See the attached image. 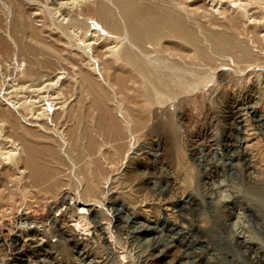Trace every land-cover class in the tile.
I'll list each match as a JSON object with an SVG mask.
<instances>
[{
	"label": "rangeland",
	"instance_id": "rangeland-1",
	"mask_svg": "<svg viewBox=\"0 0 264 264\" xmlns=\"http://www.w3.org/2000/svg\"><path fill=\"white\" fill-rule=\"evenodd\" d=\"M60 1L0 0V264H264V0H131L180 12L203 49L200 55L177 37L168 40L176 43L169 45L172 50L161 51L158 43L147 62L155 60L175 86L154 102L142 100L136 82L143 77L137 71L113 64L115 78H100L109 38L91 34L101 33L97 23L106 25L98 14L79 15L72 4L57 12ZM100 1L121 26L119 32L108 29L109 36L127 44L125 19L115 0L80 4L96 8ZM214 34H224L233 47L216 48ZM86 40L92 44L85 45ZM180 45L191 47L180 50ZM118 75L125 78L124 86L115 82ZM37 77L47 86L40 94L32 88L41 87L35 86ZM40 95L47 96L40 101ZM9 118L20 128L12 130ZM10 134L16 146L27 137L42 151L37 159L48 174L39 184L29 179L27 153L19 147L20 154H12ZM77 199L87 203L82 213L74 205ZM32 217L41 225L29 224Z\"/></svg>",
	"mask_w": 264,
	"mask_h": 264
},
{
	"label": "bare ground",
	"instance_id": "bare-ground-1",
	"mask_svg": "<svg viewBox=\"0 0 264 264\" xmlns=\"http://www.w3.org/2000/svg\"><path fill=\"white\" fill-rule=\"evenodd\" d=\"M19 1V0H18ZM32 1V3H33V0H31ZM85 1L86 0H78V1H71V0H62V1H60L59 3H60V5L61 6H58L57 7V12H59V10H61L62 8H64L65 6H67V5H70V4H72L73 6H77V13L79 14V15H86V16H88V15H90V14H98L99 15V17L101 18H99L106 26V28H104V26H101L100 25V23H97L98 25H99V27H97V28H101L100 30H102L101 31V33H99L98 31H100V30H97V32L98 33H96V30H95V33L94 34H91V35H93V36H96L97 34H100L101 36H102V39L103 38H105V36H106V34L108 35V37L107 38H109L107 41H106V45L104 46L106 49L103 51V55H104V57H103V55H102V57H103V60H105L106 59V68H105V70H99L98 71V73L97 74H99V76H100V78L102 77V80L104 81V82H106V81H108V79H110V78H108V76L110 75V72L112 71V70H114L113 69V64H114V67L116 66L117 68L116 69H123V70H125L126 72H134V71H137L138 72V74H140L141 76H139V77H143V80L141 81L140 80V82H136V83H138L139 85H137V86H139V90H140V96H141V98H142V100L144 101V102H147V101H150V102H154V101H158V100H160V97L158 96V94H160V93H162V92H168L169 93V91H172L173 89H174V86H175V84H174V81L172 80V79H170V77H168L167 78V76H164V74H162L161 73V71H160V67H159V65H158V63H156L155 62V60L154 61H150V62H147V57L149 58V55L151 54V53H153L152 51L154 50H157V45H158V43H162V45H161V49L160 48H158V49H160L161 51H163V49L164 50H172V48H174V47H171L172 45L174 46L176 43L174 42H170V44H167V43H169L168 42V40H170V39H172V38H178V39H180L181 41H182V43L183 42H185L186 43V46L188 45L187 43H189L190 45H192L196 50H197V52L198 53H200V55H201V53L203 54V49H201V45H200V43H199V36L197 37L195 34H197L196 32H195V34H194V32H193V28H191L187 23H184V20H183V18H182V15H180L179 13H176L175 11H173V10H168V9H165V8H162V7H159V6H150V7H144V6H140V5H136L135 3H133L131 0H115V2H116V4H118V6L120 7V9H121V11H122V13H123V16H124V19H125V24L123 25V26H125L126 27V29H124V30H126V32H127V36L129 37V42H128V40H127V38L125 37V39L127 40V44H122V40L121 39H117L115 36H109V34H112V33H110L109 31H108V29H111V31L112 32H119L120 31V24H119V22L117 21V19H116V17H115V15H114V13L110 10V8L109 7H107V5L104 3V2H102V1H100V2H98V4H97V6H96V8H91L90 6H91V4H89L88 2V4H89V7L88 8H83V4H80L81 2H83V3H85ZM95 1V0H94ZM109 1V0H108ZM24 2H25V0H24ZM16 3V2H15ZM23 3V2H22ZM29 3V2H28ZM95 3V2H94ZM48 4V3H47ZM87 4V5H88ZM96 4V3H95ZM50 5V4H49ZM58 5V4H57ZM216 6V5H215ZM85 7V6H84ZM216 8V7H215ZM51 9V8H50ZM117 9V8H116ZM64 10V9H63ZM62 10V11H63ZM119 11V10H118ZM56 13V12H55ZM64 13V12H63ZM33 14V13H32ZM36 14V13H35ZM58 14V13H57ZM67 14V13H66ZM50 16V15H49ZM95 16V15H94ZM97 16V15H96ZM183 16H184V14H183ZM34 17H36V15L34 16ZM62 17V16H61ZM77 17V16H76ZM85 17V16H84ZM83 17V18H84ZM89 17V16H88ZM93 17V16H92ZM38 18V17H37ZM87 18V17H86ZM85 18V19H86ZM62 19H66V17H62ZM88 19V18H87ZM91 19V18H90ZM93 19H95V18H93ZM78 20V19H77ZM97 20V19H96ZM99 20V21H100ZM45 21V20H44ZM75 21V20H74ZM34 22V21H33ZM32 22V23H33ZM35 22H36V20H35ZM73 22V21H72ZM94 22H97V21H94ZM124 23V22H123ZM35 24V23H34ZM63 24V23H62ZM38 25V24H37ZM42 25H44V24H41V27H42ZM68 25V24H67ZM19 26V25H18ZM18 26H17V28H18ZM69 26V25H68ZM20 27V26H19ZM35 27V26H34ZM33 26H32V28L33 29H36V30H38L37 28H34ZM48 27V26H47ZM67 27V26H66ZM71 27V26H70ZM40 28V27H39ZM58 28V27H57ZM75 28V27H74ZM79 28V27H78ZM95 29H96V27H94ZM195 28V27H194ZM59 29V28H58ZM65 29V28H64ZM123 29V28H122ZM196 29V28H195ZM42 30V29H41ZM198 30H200V29H198ZM208 30V29H207ZM18 31H19V29H18ZM58 31V30H57ZM67 31V30H66ZM70 31H71V29H70ZM206 31V30H205ZM209 31H212V30H209ZM214 31V30H213ZM91 32V31H90ZM90 32H89V34H90ZM94 32V31H93ZM199 32V31H198ZM42 33V32H41ZM55 33H57V32H55ZM88 32H86V34L84 35L85 37L88 35L87 34ZM92 33V32H91ZM123 33H125V31L123 32ZM211 33V32H210ZM222 33V32H221ZM17 34V33H16ZM39 34V33H38ZM43 34V33H42ZM45 34V33H44ZM48 34V33H47ZM230 34V33H229ZM35 35V34H34ZM50 35H52V34H50ZM60 35H62V34H59V36ZM89 36L88 35V37H90L91 39H94L93 38V36ZM99 35V36H100ZM115 35V34H114ZM206 35V34H205ZM37 36V35H36ZM41 35H39V37H40ZM58 36V37H59ZM98 36V37H99ZM117 36V35H116ZM125 36V35H124ZM123 36V37H124ZM38 37V38H39ZM42 37V36H41ZM53 37H55L54 35H53ZM64 37V36H63ZM118 37V36H117ZM120 37V36H119ZM123 37H121L122 39H123ZM172 37V38H171ZM37 38V37H36ZM51 38V37H50ZM73 38H74V36H73ZM82 38V37H81ZM211 40H212V44H214L215 46H216V48H224V50H226L227 49V47H229V49H231L230 47L232 46L231 44H230V42H229V40H228V37H226V36H224V34L221 36V35H217V34H214V35H211ZM41 39V38H40ZM65 39V38H64ZM71 39V38H70ZM99 39H100V37H99ZM101 39V40H102ZM115 39V40H114ZM177 39V40H178ZM208 39V38H207ZM2 40V39H1ZM15 40V39H14ZM39 40V39H38ZM56 40V39H55ZM59 40V39H58ZM97 39H95V41H96ZM106 40V39H105ZM208 40H210V39H208ZM42 41V40H41ZM44 41V40H43ZM63 41V40H62ZM66 41V40H65ZM70 41V40H69ZM79 41H80V38H79ZM179 41V40H178ZM1 42V41H0ZM3 42V41H2ZM1 42V43H2ZM40 42V41H39ZM56 42V41H55ZM54 42V43H55ZM81 42L83 43L84 41H82L81 40ZM86 42H88L87 40H86ZM92 42V41H91ZM90 41L88 42V44H85V45H89V44H92ZM98 42V41H97ZM100 42H102V41H99V43ZM202 42V41H201ZM64 43V42H63ZM65 43H67V42H65ZM99 43L97 44V45H99ZM172 43V44H171ZM181 43V44H182ZM204 43V42H203ZM225 43V45H226V47L223 45V44ZM40 44H42V43H40ZM45 44V43H44ZM43 44V45H44ZM59 44V43H58ZM101 44V43H100ZM104 44V43H103ZM179 44H180V42H179ZM236 44V43H235ZM52 45H53V43H52ZM65 45V44H64ZM63 44H62V46H64ZM67 45V44H66ZM65 45V46H66ZM78 45V44H77ZM169 45H171V46H169ZM2 46V45H1ZM8 46V45H7ZM7 46H5V48L7 47ZM31 46H32V44H31ZM42 46V45H41ZM45 46V45H44ZM46 46H48V45H46ZM80 46V45H79ZM79 46L77 47L78 49H79ZM177 46V45H176ZM24 47V46H23ZM43 47V46H42ZM101 47V46H100ZM191 47V46H190ZM190 47H188V48H190ZM233 47V46H232ZM235 47H237V46H235ZM48 48H49V46H48ZM54 49H57V47L55 48V47H53ZM65 48V47H64ZM72 49H73V47H71ZM89 48H90V46H89ZM93 48V47H92ZM178 48H180V50L183 48V50H185V48L186 49H188L187 47H185V46H182V45H180V47H178ZM178 48H177V50H174V51H176L177 53L179 52V50H178ZM226 48V49H225ZM245 48H246V46H245ZM23 49V48H22ZM25 49H27V48H25ZM59 49V48H58ZM75 49V48H74ZM74 49L72 50V51H74ZM80 49H82V53H83V48H80ZM87 49V48H86ZM138 49V51H140V53H138V52H136V50ZM175 49V48H174ZM233 50H234V48H232ZM247 49V48H246ZM7 50V49H6ZM67 50V49H66ZM93 50L95 51V49L93 48ZM2 51H3V47H2ZM36 51V50H35ZM39 51V50H38ZM41 51H43V50H41ZM55 51V50H54ZM69 51V49L67 50V52ZM87 51V50H86ZM85 51V52H86ZM228 51V50H227ZM231 52H232V50H230ZM251 51V50H250ZM37 52V51H36ZM59 52H60V49H59ZM62 53H64L63 51H61ZM88 52V51H87ZM89 52H90V50H89ZM165 52H167V51H165ZM187 52H189V51H187ZM190 52H191V50H190ZM196 52V51H195ZM229 52V51H228ZM245 52V51H244ZM247 52V51H246ZM29 53V52H28ZM32 53V52H31ZM44 53V52H43ZM57 53H58V51H57ZM62 53H60V54H62ZM66 53V52H65ZM119 53V54H118ZM164 53V52H163ZM177 53H175V55H177ZM225 53V52H224ZM248 53V52H247ZM247 53H245V54H247ZM33 54V53H32ZM37 54V53H36ZM76 54V53H75ZM85 54H87V53H85ZM250 54V53H249ZM73 55H74V53H73ZM92 56H94L95 54H91ZM154 55V54H153ZM170 55V54H169ZM179 55V54H178ZM232 55V54H231ZM31 56V55H30ZM62 56V55H61ZM89 56V55H88ZM44 57H46V56H44ZM55 57V56H54ZM62 57H64V56H62ZM71 57V56H70ZM75 57V56H74ZM80 57V56H79ZM78 57V58H79ZM95 57V56H94ZM93 57V58H94ZM97 57V56H96ZM99 57V56H98ZM181 57V56H180ZM33 58V57H32ZM48 58V57H47ZM46 58V59H47ZM57 58V57H56ZM61 58V57H60ZM90 58V57H89ZM175 58H177V56L175 57ZM185 58V57H184ZM189 58H191V57H189ZM203 58V57H202ZM49 59V58H48ZM62 59V58H61ZM80 59H81V57H80ZM88 59V58H87ZM96 59V58H95ZM188 59V58H187ZM195 59V58H194ZM121 60V61H120ZM177 60V59H176ZM181 60V59H180ZM196 60V59H195ZM49 61H50V59H49ZM95 61V60H94ZM157 61V60H156ZM201 61V60H200ZM44 62H46V61H44ZM89 62H90V60H89ZM122 62V63H121ZM158 62V61H157ZM64 63V62H63ZM84 63V62H83ZM86 63V62H85ZM116 63H118V64H116ZM74 64V63H73ZM100 64H101V62H100ZM103 64V63H102ZM41 64H39L38 66H40ZM46 65H48L47 63H46ZM96 65V64H95ZM95 65H93V66H95ZM99 65V64H98ZM97 65V66H98ZM43 66V65H42ZM29 67V66H28ZM45 67V66H44ZM77 67V66H76ZM84 67H85V65H84ZM163 67V66H162ZM81 68V67H80ZM89 69H90V66L88 67ZM100 68H103L102 66L100 67ZM32 69V68H31ZM30 69V70H31ZM162 69H165V68H162ZM34 70V69H33ZM37 70H38V68H37ZM37 70H36V72H37ZM79 70V69H78ZM166 70V69H165ZM39 71V70H38ZM125 71H124V73H125ZM171 71V70H170ZM40 72V71H39ZM38 72V73H39ZM88 72V71H87ZM87 72H86V74H87ZM90 72H92V71H90ZM97 72V71H96ZM43 73V72H42ZM41 73V74H42ZM64 73V72H63ZM95 73V72H94ZM34 74V73H33ZM46 74V73H45ZM49 74V73H48ZM80 74H82V73H80ZM92 74V73H91ZM96 74V73H95ZM112 74H113V77H114V71L112 72ZM112 74L110 75V76H112ZM133 74V73H132ZM135 74V73H134ZM176 74V73H175ZM88 75H90V74H88ZM94 75V74H93ZM125 75V74H124ZM123 75V76H124ZM83 76V75H82ZM87 76V75H86ZM127 76V75H126ZM126 76H124V77H126ZM133 76V75H132ZM137 76V75H136ZM175 77H176V75H174ZM49 77V76H48ZM59 77V76H58ZM129 77V76H128ZM138 77V76H137ZM60 78V77H59ZM93 78V77H92ZM108 78V79H107ZM115 78V77H114ZM114 78H113V80H114ZM127 78V77H126ZM136 78V77H135ZM134 78V79H135ZM36 79V78H35ZM47 79V78H46ZM90 79V78H89ZM95 79V78H94ZM131 79V78H130ZM138 79V78H137ZM137 79H135V80H137ZM34 80V79H33ZM37 80H38V77H37ZM37 80H35V82L37 81ZM40 80V79H39ZM38 80V81H39ZM43 80V79H42ZM116 81V83L117 84H120V85H122V86H124L125 84V82H126V80H125V78H123L122 77V75H118L117 77H116V79H115ZM133 80V79H132ZM178 80V79H177ZM45 80H43V82H44ZM35 82H33L34 84H35ZM92 82H93V80H92ZM95 82H96V80H95ZM114 82V81H113ZM115 82H114V84H115ZM37 84H35V86H37V85H41V80H40V82H36ZM46 83V82H45ZM44 83V84H45ZM48 83H50V86L53 84H51V82H49L48 81ZM99 83V82H98ZM112 83V82H111ZM127 83H128V81H127ZM129 83H130V80H129ZM87 84H89V83H87ZM102 84V83H101ZM107 84V83H106ZM117 84H115V85H117ZM124 84V85H123ZM32 85V84H31ZM43 85V84H42ZM41 85V87H32V88H34V91H37V92H39V94H40V92L45 88V87H47L46 85H45V87H44V85L42 86ZM114 85V86H115ZM25 86V85H24ZM89 86V85H88ZM101 87H102V85H100ZM129 86H131L130 84H129ZM29 87V88H28ZM91 87V86H90ZM104 87V86H103ZM117 87H118V85H117ZM132 87V86H131ZM27 88L30 90L31 88H30V86H28L27 85ZM49 88V87H48ZM92 88H94V87H92ZM123 88H125V87H123ZM122 88V89H123ZM25 89V88H24ZM49 89H52L53 90V88L51 87V88H49ZM137 89H138V87H137ZM3 90V89H2ZM28 90V91H29ZM46 90V89H45ZM45 90H43V91H45ZM51 90V91H52ZM31 91H32V89H31ZM181 91V90H180ZM3 92V91H2ZM1 92V94H3ZM46 92H48V91H46ZM53 92V91H52ZM177 92V91H176ZM7 93V92H6ZM9 93V92H8ZM27 93V92H26ZM31 93H33V91L31 92ZM30 93V94H31ZM35 93V92H34ZM45 93V92H44ZM53 93H55V92H53ZM59 93V92H58ZM178 93V92H177ZM14 95V94H13ZM24 95H25V93H24ZM33 95V94H32ZM32 95H28V96H26V99L28 100V98H30V97H32ZM37 95V94H36ZM16 96V95H15ZM18 96H19V94H18ZM35 96V95H34ZM33 96V97H34ZM47 95H40L39 96V98L41 99L40 101H43V98L44 97H46ZM57 96V95H56ZM55 96V97H56ZM17 97V96H16ZM50 97V96H49ZM48 97V98H49ZM13 98V97H12ZM19 98V97H18ZM21 98V97H20ZM23 98H24V96H23ZM38 98V97H37ZM47 98V99H48ZM51 98V97H50ZM49 98V99H50ZM2 99V98H1ZM7 99V98H6ZM11 99V98H10ZM10 99H8L7 101H10ZM14 99V98H13ZM25 99V98H24ZM26 99H25V101H26ZM31 99V98H30ZM48 99V100H49ZM52 99V98H51ZM50 99V100H51ZM55 99V98H54ZM57 99L59 100L60 98H58L57 97ZM140 99V98H139ZM39 100V99H38ZM38 100H33L34 102H38ZM49 100V101H50ZM4 101V100H3ZM11 101H13V100H11ZM11 101L9 102V103H11ZM18 101V100H17ZM22 101V100H21ZM28 101H30V100H28ZM49 101H47V102H49ZM53 101V100H52ZM24 102V101H23ZM33 102V103H34ZM51 102V101H50ZM56 102V101H55ZM1 103V102H0ZM7 103V102H6ZM5 103V104H6ZM14 103H15V101H14ZM17 104L16 105H18L17 106V108H19V106H22L23 107V105H24V103H23V105H21L22 103H20V105L18 104V102H16ZM26 104H28L27 102H25ZM42 103H44V102H42ZM51 104V103H50ZM147 104V103H146ZM34 105V104H33ZM33 105H32V108H33ZM39 105V104H38ZM42 105V104H41ZM45 105V104H44ZM55 105V104H54ZM53 105V106H54ZM145 105V104H144ZM0 106H2L3 107V104L2 105H0ZM15 106V105H14ZM30 106H31V104H30ZM35 107H37L36 105H34ZM50 106H52V105H50ZM146 106V105H145ZM5 107V106H4ZM29 107V106H28ZM46 107V106H45ZM61 107V106H60ZM17 108H15V109H17ZM24 108H25V106H24ZM23 108V110H25ZM29 108H31V107H29ZM32 108H31V110H32ZM39 108V107H38ZM37 108V109H38ZM7 109V108H6ZM13 109V108H12ZM28 109V108H27ZM40 109V108H39ZM4 110V109H3ZM8 111H9V109H7ZM19 110H21V109H19ZM23 110L21 111L22 113H24L23 112ZM30 110V109H29ZM43 110V109H42ZM41 110V111H42ZM12 111V110H11ZM34 110H32L31 112H33ZM37 111V110H36ZM46 111V110H45ZM10 112V111H9ZM13 112V111H12ZM26 112H28V110L26 111ZM35 112V111H34ZM40 112V111H39ZM39 112H37V113H39ZM5 113H6V111H5ZM5 113H2L4 116H6L5 115ZM14 114V113H13ZM13 114H11V115H13ZM17 114H19V113H17ZM28 114H29V112H28ZM40 114V113H39ZM44 114H45V112H44ZM44 114H43V116L42 115H39V116H41L40 118H42V117H44ZM47 114V113H46ZM11 115H10V117H11ZM15 115V114H14ZM26 115V114H25ZM32 115V114H31ZM29 116V115H28ZM27 116V117H28ZM33 116H36V115H33ZM14 117V116H13ZM22 117V116H21ZM26 117V118H27ZM15 118H18V116L16 117L15 116ZM15 118H9V124L11 123V128H12V130L13 129H18V128H20V123L18 122V121H16L15 120ZM20 118V117H19ZM25 118V117H24ZM48 118V117H47ZM32 119V118H31ZM33 119H36V118H34L33 117ZM39 119V118H38ZM46 119V118H45ZM3 120V119H2ZM21 120V119H20ZM19 120V121H20ZM37 120V119H36ZM6 121H7V119H6ZM23 121V120H22ZM41 121V120H40ZM46 121V120H45ZM30 122V121H29ZM37 122H39V120L37 121ZM47 122V121H46ZM45 122V123H46ZM1 123V122H0ZM6 123V122H5ZM5 123H4V125H5ZM28 123V122H27ZM26 123V124H27ZM44 123V122H43ZM56 123V122H55ZM54 123V124H55ZM58 123V122H57ZM56 123V124H57ZM39 124V123H38ZM68 124V123H67ZM102 125H103V123H101ZM113 124V123H112ZM112 124H111V126H112ZM115 124V123H114ZM48 125V127H49V124H46V126ZM101 125V126H102ZM107 125V124H106ZM27 126V125H26ZM25 126V127H26ZM30 127L32 126L31 124L29 125ZM40 126H41V128H43L42 127V124H40ZM40 126H38V127H40ZM45 126V125H44ZM56 126V125H55ZM62 126V125H61ZM104 126H105V124H104ZM103 126V127H104ZM114 126V125H113ZM112 126V127H113ZM3 127V126H2ZM2 127H0V128H2ZM6 127H7V125H6ZM28 127V126H27ZM30 127H28V128H30ZM32 127H35V125L34 126H32ZM31 127V128H32ZM102 127V128H103ZM107 127V129L109 128V125L108 126H106ZM116 127V126H115ZM118 127V126H117ZM119 128V127H118ZM117 128V129H118ZM8 130H9V128H7ZM6 129V130H7ZM25 129V128H24ZM36 129V128H35ZM35 129L33 130V131H35ZM113 130H114V127L112 128ZM11 130V129H10ZM9 130V132H11ZM31 130V129H30ZM42 130V129H41ZM45 130V129H44ZM104 130H106V129H104ZM123 130V129H122ZM3 131V130H2ZM2 131L0 132V134H3L2 133ZM29 131V130H28ZM32 131V132H33ZM46 131V130H45ZM108 131H109V129H108ZM107 131V132H108ZM120 131V130H119ZM4 132V131H3ZM14 132V131H13ZM27 132V131H26ZM36 132H38V130L36 129ZM44 132V131H43ZM43 132H40V133H43ZM46 132H48V131H46ZM12 133V132H11ZM53 133V132H52ZM113 133H115V131L113 132ZM112 133V134H113ZM123 133V132H122ZM6 134V133H5ZM17 134V133H16ZM21 134V133H20ZM25 134V133H24ZM31 134V133H30ZM39 134V133H38ZM47 134H49V133H47ZM56 133H54V135H55ZM73 134V133H72ZM111 134V135H112ZM124 134V133H123ZM35 135V134H34ZM114 135H117V134H114ZM1 136V135H0ZM14 136H17V135H15L14 134ZM39 136V135H38ZM37 136V138H39V137H41V136H45V135H42V134H40V136L38 137ZM46 136H50V135H46ZM45 136V137H46ZM7 137V136H6ZM10 137H11V134H10ZM18 137H19V139H20V136L18 135ZM17 137V138H18ZM24 137V136H23ZM35 137H36V135H35ZM52 137V136H51ZM2 138V137H1ZM16 137H14V139H15ZM32 138H34V137H32ZM6 139V138H5ZM8 139V138H7ZM52 139H54V137L52 138ZM60 139H62V138H60ZM11 140H12V137H11ZM18 140V139H17ZM0 141H1V139H0ZM8 141H10V138H9V140ZM7 141V142H8ZM13 141V143L10 145V143H9V146H11L12 147V151L14 152H12V154H17L18 155V153L20 154V150H19V147H20V149H22V151L25 153H27V156H26V154H24V156H26V163H25V165L27 166V168H28V170H29V173L28 172H26V173H28L29 174V176H30V178L29 177H27V178H29V179H33V181H34V183L36 184V182L35 181H37V183L39 184V182L38 181H40V180H42L43 179V177H45L44 175V173H47L46 172V170H45V165H42L38 160L39 159H37V157H39V156H41V153H42V151L40 150V149H38V147H36L35 145H34V143H32L33 141H30L29 140V138H27V137H24V138H22V142L20 141V143H22V146H16V144L17 143H15V141L14 140H12ZM19 141V140H18ZM17 141V142H18ZM3 142V141H2ZM1 142V143H2ZM6 142V143H7ZM243 142V141H242ZM47 143H49V142H47ZM3 144V143H2ZM5 144V143H4ZM36 144H38V145H40L39 143H36ZM43 145H44V143H42ZM8 145V144H7ZM18 145V144H17ZM45 145L46 146H48L49 144H46L45 143ZM50 145H51V142H50ZM67 145V144H66ZM41 146V145H40ZM54 146V145H53ZM2 147V146H1ZM10 147V148H11ZM44 147V146H43ZM49 147V146H48ZM52 147V146H51ZM9 148V147H8ZM47 148V147H46ZM53 148V147H52ZM1 149V148H0ZM43 149H45V148H43ZM54 149V148H53ZM75 149V148H74ZM4 150V149H3ZM3 150H1V151H3ZM8 150V149H7ZM19 150V151H18ZM46 150V149H45ZM50 150V149H49ZM48 150V151H49ZM77 150V149H76ZM245 150V149H244ZM0 151V152H1ZM55 151V150H54ZM9 152H10V150H9ZM52 153H53V151H51ZM4 153H6V150H5V152ZM4 153H3V155H4ZM44 153H45V151H44ZM50 153V152H49ZM51 153V154H52ZM10 154H11V152H10ZM46 154V153H45ZM55 155H56V153H54ZM93 154V153H92ZM6 155H9L8 153L6 154ZM21 155H22V153H21ZM20 155V156H21ZM47 155V154H46ZM53 155V154H52ZM51 155V156H52ZM88 155H89V153H88ZM5 156V155H4ZM3 156V157H4ZM15 156V158H16V155H14ZM14 156H12V157H14ZM48 156V155H47ZM46 156V157H47ZM90 156H91V154H90ZM44 157V156H43ZM79 157V156H78ZM15 158H13V159H15ZM1 159V158H0ZM3 160H4V158H2ZM2 159H1V161H2ZM6 159V158H5ZM8 159H9V157H8ZM44 159V158H43ZM47 159V158H46ZM11 160V159H10ZM16 160V159H15ZM79 160V159H78ZM8 160H6V162H7ZM17 161V160H16ZM42 161H44V160H42ZM12 162V161H11ZM18 162V161H17ZM25 162V161H24ZM44 162H46V161H44ZM93 162H94V160H93ZM1 163V162H0ZM21 163V162H20ZM96 163V162H95ZM7 164V163H6ZM22 164V163H21ZM24 164V163H23ZM44 164V163H43ZM12 165H14V164H12ZM48 165V164H47ZM47 165H46V168H47ZM1 166H2V163H1ZM0 166V167H1ZM14 166H16V165H14ZM50 166V165H49ZM92 166V165H91ZM96 166H98V164H96ZM3 168V167H2ZM25 168V167H24ZM84 168H85V166H84ZM90 168V167H89ZM99 168V167H98ZM8 169H9V167H8ZM19 169V168H18ZM48 169L49 170H51L52 169V171H54L55 169H53L52 167H51V169L48 167ZM47 169V170H48ZM88 169V168H87ZM93 169H94V167H93ZM1 170V169H0ZM27 170V169H26ZM27 170V171H28ZM85 170V169H84ZM81 171H82V173H84L83 172V169H81ZM95 171H97V170H94V172H93V174L94 173H97V172H95ZM14 172H16V171H14ZM23 172V171H22ZM87 172H89V171H87ZM20 173H21V170H20ZM26 173H25V176H27L26 175ZM85 173H86V170H85ZM14 174V173H13ZM18 175H19V173H17ZM48 174V173H47ZM46 174V175H47ZM52 174V173H51ZM81 174V173H80ZM88 174V173H87ZM0 175H1V173H0ZM21 175H22V173H21ZM85 175V174H84ZM89 175V174H88ZM95 176H96V174H94ZM23 176V175H22ZM9 177V176H8ZM19 177V176H18ZM17 177V178H18ZM84 177V176H83ZM86 177V176H85ZM84 177V181H87V179ZM88 177V176H87ZM4 178V177H3ZM2 178V179H3ZM22 178V177H21ZM21 178H20V180H21ZM46 178V177H45ZM96 178H98V176L96 177ZM5 179V178H4ZM6 179H7V177H6ZM9 179H10V177H9ZM89 179V178H88ZM99 179V178H98ZM23 180V179H22ZM28 180V179H27ZM46 180V179H45ZM95 180V179H94ZM12 181V180H11ZM24 181V180H23ZM22 181V182H23ZM31 181V180H30ZM43 181V180H42ZM90 181V180H89ZM88 181V182H89ZM2 182V181H1ZM17 182V181H16ZM29 183V181H26V182H24L25 184L26 183ZM12 183V182H11ZM18 183H21V182H18ZM95 183H98L97 181L95 182ZM1 185H2V183H0ZM43 184V183H42ZM54 184V183H53ZM56 184V183H55ZM84 184H86V182L84 183ZM91 184V183H90ZM9 185V184H8ZM27 185V184H26ZM52 185V184H51ZM14 186V185H13ZM30 186V185H29ZM37 186V185H36ZM92 186V185H91ZM90 186V187H91ZM16 187H18V186H16ZM80 187V186H79ZM89 187V188H90ZM10 188V187H9ZM13 188V187H12ZM50 188V187H49ZM52 188H53V186H52ZM55 188V187H54ZM82 188H83V185H82ZM84 188H86V187H84ZM20 189V188H19ZM48 189V188H47ZM13 190H16V189H13ZM50 190V189H49ZM78 190V189H77ZM81 190V189H80ZM86 190V189H85ZM4 191H5V189H4ZM79 191V190H78ZM77 191V192H78ZM83 191V190H82ZM9 192H10V190H9ZM3 193V192H2ZM1 194V193H0ZM10 194H11V192H10ZM80 194H82V193H80ZM1 197H3V195H1ZM6 197H9V196H6ZM16 197V196H15ZM14 197V198H15ZM67 197V196H66ZM66 197H61L62 198V203L64 202L65 203V201H66ZM81 197V196H80ZM17 199V198H16ZM81 199V198H80ZM80 199H77V200H75V204L74 205H76V206H78V207H76L78 210H79V212H81L82 213V211L85 209V205H87V203L84 201V203L82 204V203H79L78 201L80 200ZM1 200V199H0ZM82 200V199H81ZM59 201V200H58ZM12 202V201H11ZM11 202H9V203H11ZM14 202V201H13ZM12 202V203H13ZM57 202V201H56ZM72 202H74V201H72ZM83 202V201H82ZM6 203V202H5ZM4 203V204H5ZM8 203V202H7ZM6 203V204H7ZM11 203V204H12ZM67 203V202H66ZM5 204V205H6ZM10 204V205H11ZM58 204V203H57ZM68 204V203H67ZM1 205V204H0ZM17 205V204H16ZM18 205H19V202H18ZM54 205V204H53ZM58 205H60V204H58ZM80 205H82V206H80ZM7 206L9 207V205L7 204ZM55 206V205H54ZM62 206V205H61ZM64 206V205H63ZM69 206V205H68ZM67 206V207H68ZM8 207H7V209H8ZM13 207V206H12ZM19 207V206H18ZM56 207V206H55ZM71 207H72V204H71ZM75 207V206H74ZM81 207V208H80ZM114 207V206H113ZM0 208H2L1 206H0ZM15 208H16V206H15ZM60 208H62V207H60ZM6 209V210H7ZM56 209V208H55ZM58 209H59V207H58ZM14 210V209H13ZM2 212V211H1ZM0 212V213H1ZM75 212H77L76 211V209H75ZM6 213H7V211H6ZM78 213V212H77ZM24 216H25V214H23ZM29 216V215H28ZM82 216H84L83 214H82ZM81 216V217H82ZM19 217V216H18ZM21 218V217H20ZM29 218V217H28ZM31 218V217H30ZM23 219V218H22ZM36 222H38V219H33V217H32V220H30V223L29 224H31V223H36ZM39 224H40V220H39V222H38ZM38 224V225H39ZM21 225H22V227H23V225H26V223L24 224H22L21 223ZM32 225V224H31ZM34 225V224H33ZM36 225V224H35ZM41 225V224H40ZM39 225V226H40ZM42 225H43V221H42ZM110 226V225H109ZM18 227V226H17ZM16 227V228H17ZM26 229H29L30 230V228L31 227H29L28 226V223H27V225H26ZM34 227V226H33ZM38 227V226H37ZM25 228V227H24ZM34 229H36V228H34ZM38 230V229H37ZM86 230V229H85ZM38 231H40V230H38ZM21 233H22V230H20V231H18V237L21 235ZM31 233L33 234V235H35L37 232L36 231H34V230H32L31 231ZM38 234V233H37ZM76 235V234H75ZM75 235H74V237H75ZM76 239L79 241V240H81V237L80 236H78V235H76ZM17 240H19V238H17ZM26 241V240H25ZM243 242L244 243H248V241L247 240H243ZM251 242V241H250ZM250 245V244H249ZM22 246H24V243H23V245ZM23 248V247H22Z\"/></svg>",
	"mask_w": 264,
	"mask_h": 264
}]
</instances>
